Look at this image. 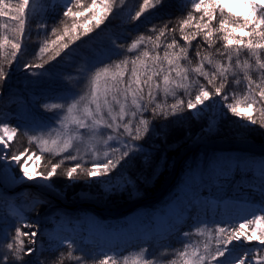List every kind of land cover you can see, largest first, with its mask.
<instances>
[{
    "label": "snow or ice",
    "instance_id": "obj_1",
    "mask_svg": "<svg viewBox=\"0 0 264 264\" xmlns=\"http://www.w3.org/2000/svg\"><path fill=\"white\" fill-rule=\"evenodd\" d=\"M233 2L187 0L188 10L183 16L168 17L159 27L153 24L146 33L132 37L130 42L113 41L109 52L91 66L77 67L74 74L79 83L73 86L70 80L66 81L67 86L61 89L62 102L44 105L45 111L56 110L49 119L59 123L61 134L52 140L29 138V144L35 143L37 151L31 147L16 151L11 142L18 132L22 135L24 132L19 125L0 122V180L4 179L5 171L12 170L16 175L9 174L8 179L13 183L19 178L25 182L35 181L38 187L53 189L49 182L63 175L69 180L78 179L81 174L107 176L109 180L101 182L110 184L113 174L125 173L122 184L111 185L106 190L131 192L138 184L149 179L158 180L163 174L166 156L156 155L160 145L154 141L159 137L166 142L169 126L186 119L178 117L181 111L196 110L199 119L215 105L218 112L203 129L207 134L215 133L219 120L229 114L247 121L248 126L264 129V0H241L250 9L249 16L244 18L228 11ZM123 3L124 0H90V3L67 0L62 16L69 18L70 24L62 31L59 25L54 26L50 31L55 39L50 43L45 41L40 53L52 52L50 58L55 60L70 44L99 29L109 16L122 12ZM167 3L168 0H142L130 19L140 21L148 9H163ZM30 7V0L17 3L0 0V16L16 22L11 28L7 23L0 25L8 30L0 33V56L8 61L9 67L18 54L22 58V45L26 38L30 40L25 29L30 20ZM98 8L102 14H98ZM77 17L83 19L77 20ZM61 23L65 21L61 19ZM36 27L38 32L44 29L47 34L46 24ZM238 31L243 35H238ZM31 68H44L43 58L39 63L22 66L24 71ZM7 78L8 74L0 66V81ZM193 88L195 94L190 91ZM3 94L0 91V97ZM206 101L212 103L206 104ZM19 115L36 127H47L37 124L31 113ZM168 117L176 119L163 123ZM153 121H161V131L156 130L157 124ZM145 136L148 140L138 143ZM149 141H152V150L146 147ZM82 150L86 160L80 155ZM46 153L61 156V160L47 164ZM117 153L118 157L113 155ZM42 158L46 161L44 169L30 171L36 167L35 161ZM64 160L75 162L66 173L58 171ZM220 160L221 157L205 159L189 167L186 190L174 197L180 212L165 211L159 219L149 218L139 233L120 230L124 233L123 244L137 245V255L131 261L122 254L123 249L118 244L117 250L104 252L94 264H158L152 255L154 247L158 252L167 253L166 264H226L241 241L246 244L255 241L256 244L236 254L231 264H264V247H260L264 246V206L236 224L216 227L214 247L205 243L201 248L192 241L193 229L200 231L196 221L202 204L209 199L204 190L205 177L214 173L217 177L213 181L214 188L224 193L215 202L218 208L228 195L226 173L233 167L250 170L246 160L218 167ZM261 160L255 172L258 182L246 185L245 189L259 197L264 205V157ZM10 220L7 229L0 228L3 232L0 264H46L45 253L51 250H56L58 255L49 264H65L66 259L73 258L79 264H86L82 255L74 256L72 239L45 236L40 224L23 214L11 216ZM160 224L165 227H159ZM68 230H72L71 225Z\"/></svg>",
    "mask_w": 264,
    "mask_h": 264
},
{
    "label": "trees",
    "instance_id": "obj_2",
    "mask_svg": "<svg viewBox=\"0 0 264 264\" xmlns=\"http://www.w3.org/2000/svg\"><path fill=\"white\" fill-rule=\"evenodd\" d=\"M11 2L17 3L18 0H11ZM85 2L90 3V0H85ZM140 3H142V0H124V3L122 5V12H119L114 16H109L108 21H105V24H102L99 29H95L94 31L90 32L88 36H82L80 40L76 41V43L70 44L68 49L62 50L60 55L57 56L55 60H52L50 58L52 52H45L41 54L40 48L44 46L45 41H48L50 43L52 39H55V37L51 35L50 31L54 26L59 25V29L60 31H62L65 26H68L70 24L69 18L62 16L64 7H58L44 22V24L47 25V34L45 33L44 29H41L38 32L37 27H35L33 32L30 33V40H27L22 48V58L21 54L19 55L20 66L17 70L15 69L17 60L13 61L11 67H9L8 61L3 60V57L0 56V66H2L5 73L8 74V78L6 80L0 81V91L4 93L3 96L0 97V122L9 123L10 126L19 125L24 132L23 135L21 134V132H18L15 139L11 142L16 151H22L25 147H31L33 151H37V146L35 143L29 144V138L34 137L33 132L31 133L30 130V127L33 123L30 120L22 118L19 115V109L17 110L18 103L14 101L11 102L9 99H14L19 95L25 97V91H23L22 86L28 85L24 84V82L29 81L33 78V75L31 73L34 70L44 71L42 77H40L41 79L38 84L40 86V89L48 90L45 91L46 93L42 95L43 90H39L37 87H35L38 89L39 96H44V98H47L48 102H51L52 100V103H59V101L61 100L60 98L63 95L61 89L67 86L66 81L70 80L73 86L79 83L78 77L74 74L77 67L85 68L86 65L91 66V64L94 63L96 59L109 52L113 41L130 42L132 37H135L138 34L146 33L153 24L159 27L162 23V20L168 17H181L188 10L186 5L183 4L184 0H168L167 6L165 8L159 10L148 9L145 12L144 16L141 17L140 21H132L130 17L134 15ZM97 12L98 14H102V10L99 8L97 9ZM86 16H91V13H86ZM238 17L244 18L243 16ZM61 19H63L65 23H61ZM82 19L83 17H77V20ZM94 23L95 21H93V24ZM0 25H3V23H0ZM33 25L37 26L39 24L37 23ZM89 27L91 28L92 25H89ZM7 31L8 30L0 27V33H6ZM237 34L243 35V33L239 31L237 32ZM100 43H103V48L101 46L97 47L95 49L96 51L94 52L93 47L98 46ZM54 50L55 49H53V51ZM97 53H100L102 55L97 56ZM129 55H134V53H129ZM41 57L44 61V68H31L27 71L22 70V66L25 63L41 62ZM190 91L195 94V88L190 89ZM206 104H210V101H206ZM200 107L201 106L199 105L197 106L198 109ZM195 111L196 110H187L186 112L181 111L178 113V117L183 116L186 117V119L183 123L172 124L169 126L166 142L162 141L159 137L155 138L154 142L160 145L159 149L156 151V155L159 156L160 154H164L166 156V161L162 169L163 174L158 180L149 179L146 182L138 184L136 186L138 191L147 196L151 194V196H153L159 189L163 187L164 183L169 177V175H166V168L170 166L167 165L170 161L169 159H171V157L176 154L179 155V151L185 149V147L192 142L194 137L205 127H207L209 119L212 118L214 114V110L210 108L206 112L202 113L200 118L197 119ZM39 114H41L39 115V117L34 116L37 124H41L39 121L45 122V118H48V116L46 117V115L45 117L43 116L42 111H40ZM173 119L176 118L168 117V119L164 120L163 123L168 124L169 121ZM152 123L157 124L156 130L158 132L161 131L159 127L161 121H153ZM213 138L224 141L245 140L256 145L257 148L264 147V129H261L258 126H248L247 121L242 120L238 117H234L231 114H229L226 118H221L219 120L218 130L213 134ZM146 140H148L147 136H145L144 139L139 141L138 143L144 144ZM146 147L149 150H152V141H149L146 144ZM45 157H47V164L56 163L61 160V156L51 153H46ZM45 164V159L42 158L41 160H38L37 169L43 170ZM72 164L74 163L64 160L62 168L58 171L66 173L67 168L72 166ZM227 176L229 177V180L225 183V191L228 195L223 199L239 198L249 203L259 205L260 207L264 206L261 204L259 197H254L250 193V190L245 189L246 185L255 184L258 182V177L255 175V173L242 172V170L240 171V169L237 168ZM87 181H89V179L81 174L78 179L74 177L73 180H69L66 175H63L62 178L54 177L53 180L50 181V183L53 185V188L63 193L66 198H70L73 195L81 192L98 193L95 190H91L89 187L87 188L85 185H83V183ZM204 190L208 193V200H210L211 198L217 199L224 196L223 192H218L215 190L214 185L205 186ZM127 196L128 195L110 196L107 199V203L112 206L121 204V207L123 208V205L128 198ZM151 200V203L161 201L159 198ZM7 204L8 203L0 204V218H4V221H0V228L2 229H7L11 222V216L8 215L5 210H3V208L6 207ZM15 204L22 206L23 210H21L24 212L23 215L25 217L28 216L29 218L27 217V219L30 220H32V217L45 211V207L47 208L48 206L46 202H41L39 198L33 195H29L28 197L23 196L20 199L16 200ZM53 204L55 203L51 202L49 205ZM159 205L160 206L155 205V208L159 209L161 207L160 211L158 212L160 216L163 212H165L164 209H166L167 211H171L168 206H173V204L167 200L165 204L162 205V203H160ZM147 207L152 210L149 205H147ZM125 209V207L121 209L120 214H117L116 216H120L122 213V217L130 215V213L127 212L128 210ZM180 211L181 208L175 210V212ZM205 212L210 213V210H206ZM151 214L152 213H150L149 217H146L147 215H143L142 219L139 217V219H141L140 224L138 226L131 225L129 227L130 232L139 233L143 229L144 224L147 223L148 219L153 218ZM13 215L15 216V214ZM217 215L218 214H216L215 216H211L210 213L208 215L199 216V219L196 221V223L199 224L200 231L197 232L195 228L193 229L194 235L192 241L195 245L202 248L205 243H208L214 247L216 242L215 238L217 236L215 228L218 226H225L226 224L237 223V221L234 219L228 220L225 219V217ZM135 218L136 217L132 216V219ZM83 219L84 218H82L81 215H79L77 218H70L69 216H67L63 218V224L61 223V221L58 222L59 227H63L62 225H65V227L62 228L61 232H66L74 240V256L82 255L86 260V264H94V261L98 260L104 254V252L99 253L96 248H94L95 246L93 245V243L99 241V239H101L100 242H102V240L107 241V243L105 245L102 244V246L104 249H107L109 251L117 250L115 249V247L119 244L123 249L122 254L128 256L130 261L137 255V245H125L123 244V239L121 241H116L112 238H100V236L93 232L97 230V226H92V224L87 225L83 221ZM53 220H58V218L53 217ZM189 223H191V221H189ZM69 225L72 226V230H68ZM119 225H115L113 227L119 228ZM122 225L126 226V222L122 223ZM160 225L162 226L163 224ZM76 226H80V228H77ZM49 227H52V223ZM82 227L90 229L91 232H85ZM163 227H165V225H163ZM0 233L3 232L0 231ZM122 234L124 235V233ZM176 246L179 247L180 245L177 244ZM237 248L238 247H236L235 250ZM57 255L58 252L56 250L46 252L44 257L46 264H49L50 261L54 260ZM152 255L156 257L158 264H161V262L162 264H166L169 259V256L166 252H158L157 248L152 249ZM231 262V257H229L226 264H231ZM65 264H79V262L73 258L71 260L66 259Z\"/></svg>",
    "mask_w": 264,
    "mask_h": 264
},
{
    "label": "rangeland",
    "instance_id": "obj_3",
    "mask_svg": "<svg viewBox=\"0 0 264 264\" xmlns=\"http://www.w3.org/2000/svg\"><path fill=\"white\" fill-rule=\"evenodd\" d=\"M66 3L67 0H30L31 7L28 10L30 15V20L25 24L26 33L30 35V33H32L34 28L36 27V25L33 24H37V23L44 24V22L54 12V10H56L58 7H65ZM186 3L187 0H184L183 4L186 5ZM228 11L236 14L237 16H243V17L249 16L250 13V9L246 5L241 3V0H234V2L229 5ZM0 23L3 24L7 23L9 25V28H11L16 22L11 21L8 17L0 16ZM27 40L28 39L26 38L22 45V48ZM102 44L103 43H100L98 46L93 47V51L95 52L96 51L95 49L100 46L103 48ZM19 55L20 54H18L17 56V63L15 66L16 70L20 66ZM96 55L100 56L102 54L97 53ZM32 73H35V75H33V78L29 81L24 82V84H28V85L22 86L23 91H25V97L19 95L14 99L13 98H9V99L11 102L14 101L18 103L17 110L19 109L18 110L19 113L21 112L25 114L31 113L35 117H39V115H41L39 113L40 111H42L44 117L45 115L46 117L48 116V118H45V122L39 121L41 124H46L47 127L39 128L36 127V125L34 124L31 125L30 130L31 133L33 132L34 137H39L48 140L56 139L61 134L59 131L60 125L58 122L53 123L49 119L52 115V111H56V110L45 111L44 105L45 104L51 105L53 103L52 100L51 102H48L47 98H44V96H42L43 94L46 93L45 91L48 90L40 89L39 88L40 86L38 84L41 79L40 77H42L44 71L34 70ZM35 87H37L39 90H43L41 96H39L38 89ZM61 102L62 100L59 101V103ZM211 103L212 102L210 101V104ZM212 110H214L213 113L218 112V109L215 105H213ZM213 134H207L202 130L194 137L192 142L185 147V149L179 151L180 153L179 155L176 154L172 156L171 159H169L170 161L167 165L170 166L166 168L167 169L166 175H169L167 179L168 181L165 186H163L161 189H159L156 192V194H154V195L159 194L156 199L159 198L161 200L155 203H151L152 200L149 199L150 197H152L151 196L152 194L147 196L141 193L140 191H138L137 188L131 192L129 191L111 192L106 190V189H110L111 185H119L123 183L122 177H125L126 174L120 173L119 176H115V174H113V179L111 180L110 184H105L101 182V181L109 180V177L107 176L87 177L89 181L83 183V185H85L87 188L89 187L91 190H95L98 193L81 192L76 195H73L70 198H66L63 193H61L55 188L47 189L43 187H38L35 181L25 182L24 180L18 178L13 183L9 179H4L3 184L0 183V204L8 203L7 206L3 208V210H5L8 215L10 216H14L13 214H15V216L20 215L24 213L22 211L23 208L22 206L15 204V201L23 196L28 197L29 195H33L39 198L41 202L42 201L46 202L49 206V207L47 206V208L45 207V211H43L42 213L32 217V220H35L37 223L40 224L41 230L45 233V236H57L59 239H63L67 237L73 240V238L70 235H68L66 232L64 233L61 232L62 228L65 227V225H62L63 227H59L58 222L61 221L62 223L63 218L67 216H69L70 218H77L79 215H81V217L84 218L83 221L87 225L92 224V226H97V230L93 232L98 236H100V238L106 237V238H112L116 241H121L123 238V234L120 232V230L124 229L126 230V232L127 231L130 232L129 227L131 225L138 226L141 222L143 215L144 216L147 215L146 217H149L150 213H152L151 215L153 218L159 219L160 215L158 214V212L160 211L161 207L157 209L155 208V205L160 206L159 205L160 203H162L163 205L167 200L173 204L172 207L168 206L171 211L180 209L175 205L174 197L177 193H181L182 195L183 192L186 190L187 181H188L187 170L189 169V167H195V165H197L200 161L205 159L212 160L215 157H221L218 167H228L231 161L246 160L249 163L250 170H242V172L255 173L259 170V166L262 163L261 158L264 157V147L257 148L256 145L255 147H251L248 144H252V143L245 140H240V141L217 140L213 138ZM14 139L15 137L13 138V140ZM194 144L197 145L194 146ZM239 149H244V150H239ZM80 155L83 156L85 160L87 159V157L84 156L83 150L81 151ZM113 155L118 157L119 154L117 153ZM177 160L178 163L176 165ZM37 162L38 161H35L36 167L30 168V171H37ZM237 168L239 167H233L226 174L227 175L230 174L231 172L235 171ZM119 171H120L119 168H117L116 172ZM10 172L11 175L13 176L16 175L14 171L10 170ZM216 178L217 177L214 173L208 174L205 177V186L213 185V181ZM123 195L124 196L128 195L127 196L128 198L126 200L132 201V203L128 202L129 204L126 203L127 205L124 206L126 208L125 210H128L127 212H129L130 215H126L125 217H122L123 216L122 213L120 216H116L117 214H120L121 212L120 210L123 209L124 207L119 209L115 208L114 210L110 209L109 207L112 206L107 203V199L110 196H123ZM216 200L217 199L211 198L210 200L204 201L202 204L203 211L201 212L200 216L208 215L210 213L211 216H215L216 214H218L222 217H225V219L228 220L234 219L237 222H240L248 218L254 212H257L258 209L260 208L259 205L249 203L239 198L223 199L222 203L217 208L215 207ZM51 202H54L55 204L49 205ZM147 205H149L152 210H150V208L147 207ZM205 210H210V213H206ZM105 213L111 215L112 217L106 215ZM132 216L136 218L132 219ZM27 217L28 216H26V218ZM53 217H57L58 220H53ZM139 217L141 219H139ZM0 221L2 222L4 220H0ZM124 222H126V226L122 225V223ZM51 223H52V227H49ZM115 225L117 226L119 225L120 227L119 228L113 227ZM163 225L162 226L159 225V227L163 228ZM76 227L80 228V226H76ZM82 229L87 233L91 232V230L88 228L82 227ZM2 235L3 233H0V236ZM100 241L101 239L93 243V245L95 246L94 248H96V250L99 253L110 252L109 250L104 249L102 246V244L105 245L107 241L104 240H102V242ZM255 244H256L255 241H253L252 244H246L245 242L241 241V243L236 246L238 247L237 251L235 252L234 250V255L231 257V260L235 258L236 254L251 249L252 246ZM260 247H264V246H260ZM115 249L117 248L115 247Z\"/></svg>",
    "mask_w": 264,
    "mask_h": 264
},
{
    "label": "water",
    "instance_id": "obj_4",
    "mask_svg": "<svg viewBox=\"0 0 264 264\" xmlns=\"http://www.w3.org/2000/svg\"><path fill=\"white\" fill-rule=\"evenodd\" d=\"M199 142V141H198ZM195 145H197V144H194V146ZM249 146H251V147H255V145L254 144H248ZM185 153V152H184ZM183 154V153H182ZM177 163H178V160H177V162H176V165H177ZM168 181V180H167ZM167 181L164 183V185L163 186H165L166 184H167ZM159 195V194H158ZM158 195H154V196H152V197H150L149 199H155V198H157L158 197ZM148 199V200H149ZM132 203V201H130V200H126L125 201V203H124V205H127V204H129V203ZM127 203V204H126ZM124 205H123V207H124ZM112 206V205H111ZM122 205L121 204H119V205H116V206H112V207H109L110 209H115V208H117V209H119V208H122L121 207Z\"/></svg>",
    "mask_w": 264,
    "mask_h": 264
},
{
    "label": "bare ground",
    "instance_id": "obj_5",
    "mask_svg": "<svg viewBox=\"0 0 264 264\" xmlns=\"http://www.w3.org/2000/svg\"><path fill=\"white\" fill-rule=\"evenodd\" d=\"M9 174L11 175L10 170L5 171V173H4V179H8ZM4 179H3V180H0V183H1V184H3ZM47 189H48V188H47ZM168 204H169V203H168ZM164 210L167 211L166 209H164ZM236 251H237V249L235 250V252H236Z\"/></svg>",
    "mask_w": 264,
    "mask_h": 264
}]
</instances>
